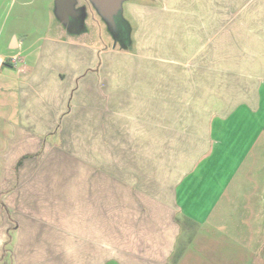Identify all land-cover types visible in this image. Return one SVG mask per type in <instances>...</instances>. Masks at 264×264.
I'll list each match as a JSON object with an SVG mask.
<instances>
[{
  "label": "crops",
  "instance_id": "0c3cea01",
  "mask_svg": "<svg viewBox=\"0 0 264 264\" xmlns=\"http://www.w3.org/2000/svg\"><path fill=\"white\" fill-rule=\"evenodd\" d=\"M125 2L124 31L100 44L45 38L26 64L9 43L23 64L0 73L15 116L0 264H162L180 218L206 221L262 135L264 0ZM182 142L189 167H167Z\"/></svg>",
  "mask_w": 264,
  "mask_h": 264
},
{
  "label": "rangeland",
  "instance_id": "374dc122",
  "mask_svg": "<svg viewBox=\"0 0 264 264\" xmlns=\"http://www.w3.org/2000/svg\"><path fill=\"white\" fill-rule=\"evenodd\" d=\"M104 3L109 6L111 0ZM122 4L124 13L127 2ZM103 7L99 0H0V56L7 57L17 51L8 47L14 37L23 41L20 50L26 64L35 60V43L38 40L44 43L42 39L45 38L60 35L78 43L100 44L98 41H101V36L105 38L106 27ZM74 9L78 14L70 15ZM115 21L117 35L124 31L122 25L127 23L120 22L117 16ZM76 31L77 34L74 33ZM6 66L5 63L1 66L0 73L16 75V67ZM6 96L0 87V150L6 147V136L13 132L12 124L15 122L11 109L4 106ZM7 101L12 105L13 100ZM196 120L197 117L194 125L202 118ZM182 144L176 152H173L175 148H166L167 167L174 155L175 162L179 159L184 165L186 160L183 167H189L187 155L195 153L197 147L194 148L195 144L191 142ZM202 145L198 149L200 153L207 148ZM180 148L181 158L178 157ZM169 163L173 165V162ZM237 174L221 198L219 207L212 210L205 222H186L180 218L177 243L162 264H264V130ZM152 180L157 182V177ZM165 201L172 203L168 195Z\"/></svg>",
  "mask_w": 264,
  "mask_h": 264
},
{
  "label": "water",
  "instance_id": "95a60500",
  "mask_svg": "<svg viewBox=\"0 0 264 264\" xmlns=\"http://www.w3.org/2000/svg\"><path fill=\"white\" fill-rule=\"evenodd\" d=\"M102 1L103 3V14L105 16V23H106V28L108 29L109 32H111L114 37L115 35V31L116 28H118L116 21H115V17L117 16L118 18H121V13L123 10V4L125 1L128 0H111L110 5L108 6V4L106 5L104 2H107L108 0H99ZM75 12H77V10L74 9ZM73 12V13H75ZM71 14V13H70Z\"/></svg>",
  "mask_w": 264,
  "mask_h": 264
},
{
  "label": "built area",
  "instance_id": "2783aa9c",
  "mask_svg": "<svg viewBox=\"0 0 264 264\" xmlns=\"http://www.w3.org/2000/svg\"><path fill=\"white\" fill-rule=\"evenodd\" d=\"M4 63L8 64V65H10V66H12L14 68L16 67L17 70H21L22 68L20 66L23 64V58H22V56L19 53L11 54V55H9L7 57L0 56V67Z\"/></svg>",
  "mask_w": 264,
  "mask_h": 264
}]
</instances>
